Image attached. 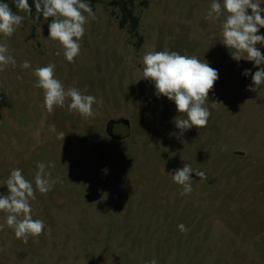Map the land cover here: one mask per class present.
Masks as SVG:
<instances>
[{"label":"rangeland","instance_id":"1","mask_svg":"<svg viewBox=\"0 0 264 264\" xmlns=\"http://www.w3.org/2000/svg\"><path fill=\"white\" fill-rule=\"evenodd\" d=\"M88 2L95 18L72 63L47 39L49 20L11 2L25 20L0 35L17 62L0 72V194L15 168L35 188L37 162L54 165L46 171L56 183L30 202L50 235L25 244L0 212V264H264V86L248 91L251 76L242 75L258 70L254 62L234 60L220 42L221 23L205 19L212 0H137L133 32L121 27L117 0ZM164 50L218 70L206 127L180 135L175 103L141 79L143 56ZM49 63L65 88L102 98L94 117L69 111L70 101L46 110L34 70ZM119 118L130 126L114 131L118 139L106 126ZM185 163L207 178L191 173L193 191L181 195L170 173Z\"/></svg>","mask_w":264,"mask_h":264},{"label":"clouds","instance_id":"2","mask_svg":"<svg viewBox=\"0 0 264 264\" xmlns=\"http://www.w3.org/2000/svg\"><path fill=\"white\" fill-rule=\"evenodd\" d=\"M15 8L26 13L27 18L33 19V10L28 0H13ZM262 0H212L205 19H213L221 23L222 39L220 42L227 47L231 57L254 62L258 68L252 73L251 69H245L242 73L245 77L251 76L252 84L246 90L257 92L264 86V55L256 45H264V35L258 34L264 28V8H261ZM35 20H39L42 14L45 20L51 18L48 25V40L57 41L63 48L65 59L72 63L80 54V40L85 35V25L88 18H95L88 0H34ZM251 9V14L248 10ZM87 14V15H86ZM25 16L13 11L8 3L0 0V35L10 38L14 32L22 26ZM59 55V53H57ZM15 58L9 53L7 43H0V72L10 64L16 66ZM143 75L141 79L150 80L155 87L157 97H167L175 103L176 111L180 115L173 122L179 129L180 135L193 127L200 129L208 124L211 115L205 106L208 102L210 90L218 80V70L212 68L208 62L201 61L196 56L182 55L176 51H149L143 56ZM22 68H30L29 61L21 64ZM37 78L35 87L44 92V107L52 112L55 106L64 107L66 101L69 111H76L81 116L90 118L96 115L93 105H102V98L98 100L94 95L85 94L76 87L65 88L63 83L55 77V65L38 67L34 70ZM215 104V103H213ZM183 114L184 118H181ZM175 135V133H172ZM43 162H37L35 173V188L33 183L25 178L22 170L15 168L5 181L8 193L0 194V212H4L5 224L14 230L18 240L27 244L29 238H39L46 233L45 222L41 219H33L31 201L36 199V191L46 194L52 190L56 180L51 179V174L46 171L53 167ZM107 174V169L103 170ZM201 179H206L204 172L194 170L185 163L182 168L170 173L174 183L181 186V195L190 194L192 189L191 173ZM3 225H0V229ZM181 232H187L184 224H179ZM146 264H158L152 259Z\"/></svg>","mask_w":264,"mask_h":264},{"label":"trees","instance_id":"3","mask_svg":"<svg viewBox=\"0 0 264 264\" xmlns=\"http://www.w3.org/2000/svg\"><path fill=\"white\" fill-rule=\"evenodd\" d=\"M13 0H3V2L8 3L11 6ZM137 0H117L118 6L122 12L121 27H124L128 23L130 24V30L133 32L137 29L139 24V19L134 15V6ZM29 5L32 7L33 12L35 11L34 0H28ZM51 23V18L48 19Z\"/></svg>","mask_w":264,"mask_h":264},{"label":"water","instance_id":"4","mask_svg":"<svg viewBox=\"0 0 264 264\" xmlns=\"http://www.w3.org/2000/svg\"><path fill=\"white\" fill-rule=\"evenodd\" d=\"M114 123H121L123 126H126V127L130 126V121L128 119L119 118L117 120H111L107 123V126H106V132L109 134V136L111 135L110 131L113 130L112 125Z\"/></svg>","mask_w":264,"mask_h":264},{"label":"flooded vegetation","instance_id":"5","mask_svg":"<svg viewBox=\"0 0 264 264\" xmlns=\"http://www.w3.org/2000/svg\"><path fill=\"white\" fill-rule=\"evenodd\" d=\"M121 125H122L121 123H114V124L112 125L113 130L110 131L111 136H113L114 138H118V139H119V136H118L117 134H115L114 131H115L116 129L120 128Z\"/></svg>","mask_w":264,"mask_h":264}]
</instances>
